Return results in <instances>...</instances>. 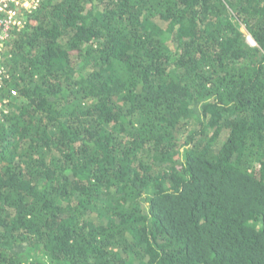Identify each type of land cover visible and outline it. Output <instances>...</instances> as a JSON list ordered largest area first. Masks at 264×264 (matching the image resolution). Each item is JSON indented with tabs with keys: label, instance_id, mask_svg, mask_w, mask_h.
I'll return each mask as SVG.
<instances>
[{
	"label": "trees",
	"instance_id": "16d2710c",
	"mask_svg": "<svg viewBox=\"0 0 264 264\" xmlns=\"http://www.w3.org/2000/svg\"><path fill=\"white\" fill-rule=\"evenodd\" d=\"M2 63L0 264H264V0H43Z\"/></svg>",
	"mask_w": 264,
	"mask_h": 264
},
{
	"label": "built area",
	"instance_id": "2783aa9c",
	"mask_svg": "<svg viewBox=\"0 0 264 264\" xmlns=\"http://www.w3.org/2000/svg\"><path fill=\"white\" fill-rule=\"evenodd\" d=\"M43 0H0V115L5 111L7 98L3 96V82L7 77L4 64L2 63L3 51L12 34L20 31L25 23L28 14L35 11ZM248 40L254 44L248 35ZM16 90H11V95L15 96Z\"/></svg>",
	"mask_w": 264,
	"mask_h": 264
},
{
	"label": "rangeland",
	"instance_id": "374dc122",
	"mask_svg": "<svg viewBox=\"0 0 264 264\" xmlns=\"http://www.w3.org/2000/svg\"><path fill=\"white\" fill-rule=\"evenodd\" d=\"M251 38V37H250Z\"/></svg>",
	"mask_w": 264,
	"mask_h": 264
}]
</instances>
